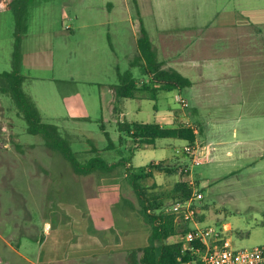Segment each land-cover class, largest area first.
Returning a JSON list of instances; mask_svg holds the SVG:
<instances>
[{
    "label": "rangeland",
    "instance_id": "obj_1",
    "mask_svg": "<svg viewBox=\"0 0 264 264\" xmlns=\"http://www.w3.org/2000/svg\"><path fill=\"white\" fill-rule=\"evenodd\" d=\"M191 1L196 7L208 6L205 0ZM222 1L218 0L216 5L220 6ZM179 2L14 0L10 3V0H0V73L12 70L17 40L20 53L17 62L25 77L22 87L35 102L42 120L58 126L61 137L68 141L81 161L95 156V152L89 153L95 146L100 150L98 156L106 162L120 163L111 171L99 169L87 175L75 174L60 151L47 147L42 135L27 131L28 123L14 100L0 91V264L9 259L16 264H43L51 245L54 256H67L63 233L70 228L71 216L74 217L72 221H77L78 217L82 220L80 215L85 210L106 214L113 210L117 218V230L112 235L114 238L116 234L117 245L99 250L100 264L141 263L142 248L148 244L151 228L139 212L140 203L126 177V166L130 163L131 167L139 168L172 156L174 147L166 143L184 141L160 138L154 145L134 149L129 140L130 151L125 141L120 142L121 133L112 115L110 86L119 83L120 73L131 71L134 77L143 75L137 52L141 24L148 30L153 44L159 46L162 37L156 27H173L185 16L173 10L174 4L179 5ZM168 33L170 38L177 34L176 31ZM253 51L239 53L244 65L241 70L246 73L258 71L255 63L258 57ZM245 82V95L264 101V75L246 77ZM139 84L141 90L137 94L140 98L117 100V108L124 111L127 120L161 122L171 114L168 106L180 107L173 98V90L163 92L167 99L159 96L154 100V93L143 89V82ZM176 109L174 113L179 118L176 117L178 120L171 126L192 124L199 129V124L190 118L188 106ZM225 112L228 118L220 134L232 139L231 129L235 125L238 137H234V142L237 138L243 139L239 145L249 152L242 161L244 166L233 167L234 174L228 178L229 182L239 178L241 184L208 185L214 177L224 176L223 172L211 173L212 163L192 161L185 149L188 144L179 147L182 155H186L184 159L166 164L178 171L185 172L189 168L198 179L195 184L192 178V186L203 193L200 214L204 212V220L198 221L200 224L229 223L233 246L252 247L264 243V110ZM104 130L115 145L111 149H106L109 140ZM239 152L240 149L236 150L235 156ZM216 171L218 169L213 172ZM180 178V173L168 175L156 171L142 184L167 190ZM47 223L52 227L50 242L46 240ZM85 223L87 225V221ZM87 226L100 238L102 232H98L89 218ZM35 237H39L40 242L37 243ZM178 240L179 236L174 235L167 241ZM70 254L74 256L77 252Z\"/></svg>",
    "mask_w": 264,
    "mask_h": 264
},
{
    "label": "crops",
    "instance_id": "obj_2",
    "mask_svg": "<svg viewBox=\"0 0 264 264\" xmlns=\"http://www.w3.org/2000/svg\"><path fill=\"white\" fill-rule=\"evenodd\" d=\"M12 1L10 0V3ZM179 1V5L174 4L173 10L177 14H184L185 16L181 17L173 27L165 25L156 27L162 37L159 46L153 44L157 51L158 60L163 63V66L175 69L191 81L189 86L174 89L173 98L177 100L178 96L183 97L188 103L191 120L193 123L199 124V129L196 130V145L193 146L197 148L195 158L201 160L198 164L212 163L214 169L212 172L210 171L211 173L223 172L222 175L224 176L214 177V180L208 185L241 184L239 178L236 182H229L228 178L234 174L233 167L244 166L242 161L248 157L249 152L239 145L242 144L243 139L237 138L234 142V137H238V129L235 125L231 129L232 139L220 134V131L224 129L223 123L228 118V113L225 111L264 110V105H261L264 104L263 100L259 98L253 100L250 95L246 96L244 93V89L247 87L246 77H262L264 75V0H221L222 4L220 6L216 5L218 0H205L208 1L207 7H196L195 2L191 0ZM9 7L10 5L7 8ZM208 15L211 16L207 17ZM212 15H215V17L213 18ZM169 31H176L177 34L170 38ZM149 37H151L150 34ZM240 46H242V49ZM246 50H254L255 57H258L255 60L258 71L246 73V71L241 70L244 65L239 53H245ZM161 53H163L162 57ZM141 63L142 61L139 60V65ZM135 78L138 86H140L139 82L149 80V77L145 75ZM252 83L255 85L256 82L253 81ZM150 86L153 88L157 84H151ZM110 91L113 95L111 101V103L113 102L112 115L117 122L119 112V118L121 116L125 118L126 116L124 111L117 108L118 98L115 86L111 85ZM164 91L158 90L157 98L154 100H158L159 96L167 99V96L163 94ZM135 98H140V95L136 93ZM181 107L184 106L181 104L180 107L178 105L173 106V108L168 106L167 110L171 111V114L163 118L166 121L156 122L162 126H171L179 118L174 113L177 112L176 108ZM156 111H158L157 108ZM222 111L224 112L222 113ZM190 126L193 127L192 124ZM262 126L264 127V124ZM214 131L219 134L211 136L210 133ZM125 143L127 148L131 150V142L125 140ZM166 144L173 145L174 153L172 156L161 160L178 161L186 157V155H182L183 152L179 148L182 145L185 146L186 141L181 144H171L170 141ZM143 146L146 145L141 147ZM239 149L240 152L235 156V151ZM188 155L194 161L190 152ZM263 162L264 160H262ZM215 169H218V171L213 172ZM192 178H195V184H197L198 179L190 170L188 180L194 185ZM77 212H73L72 215ZM80 217L82 220L78 217L77 221H72L74 217L71 216L70 228L63 233L62 242L67 248V256L62 258L54 256L52 254L54 247L51 245V248L49 247L50 253L46 256L43 264H100L98 261L99 250H106L113 244L117 245L116 234L114 238L112 237L117 230V218L113 210L108 211L107 214L104 211L85 210ZM88 218L91 219L92 225L95 224L98 232H102L100 238L96 237V233L88 228ZM47 224L48 238L45 239L50 242L49 236H51L52 227L49 223ZM221 224L230 227L228 233L231 231L229 223ZM221 224L217 226L221 227ZM35 239L37 243L40 242L39 237H35ZM71 252H77V255L73 256L70 254ZM1 263L16 264L11 259L6 262L3 260Z\"/></svg>",
    "mask_w": 264,
    "mask_h": 264
},
{
    "label": "trees",
    "instance_id": "obj_3",
    "mask_svg": "<svg viewBox=\"0 0 264 264\" xmlns=\"http://www.w3.org/2000/svg\"><path fill=\"white\" fill-rule=\"evenodd\" d=\"M140 31L141 35L137 39V47L142 61L141 69L143 75L149 77L148 81H143L142 88L151 90L155 99L158 90L171 91L189 86L191 81L187 77L173 68L163 66V63L158 60L156 48L143 24H141ZM14 46V64L12 70L0 73V91L8 94L14 100L19 112L28 123L27 131L42 135L47 147L60 151L64 158L70 162L75 174L87 175L99 169L103 171L113 170L120 163L106 162L100 155L98 156L100 150L95 146L89 151L90 154L95 152V156L91 155L86 160L81 161L76 153L72 151L68 141L61 137L58 126L42 120L39 110L22 87L25 77L20 73L17 62L20 57L17 40ZM151 84H157V86L152 88ZM115 89L117 98L120 100L135 98L137 91L141 90V86L137 85V79L132 72L126 71L124 74H119V83L115 85ZM118 115H120V112ZM117 125L121 133L120 142L131 140L134 149L140 148L142 145H154L156 140L160 138L181 139L193 148L197 138L196 130H198V127L195 128L181 123L174 126H162L158 122L129 121L126 117L123 119L118 117ZM104 133L109 140L106 149L113 148L115 146L113 141L105 130ZM169 161L151 162L139 168L126 166V177L136 192L140 203L139 212L151 228L148 244L142 248L143 256L140 264H180L178 257L180 256L182 243L177 241L168 242L167 240L171 236L189 229L190 225L184 222L177 224L175 215L165 213L164 208L172 203L189 198L193 192V186L188 180L189 168L185 172L183 170L178 171L166 164ZM122 163L126 164V162ZM156 171L168 175L180 173L181 178L175 182L172 188L167 190H157V185H143L142 181L153 177ZM184 176L186 177L184 178ZM168 200H171L172 203L168 204ZM203 214H197L196 220L203 222Z\"/></svg>",
    "mask_w": 264,
    "mask_h": 264
},
{
    "label": "built area",
    "instance_id": "obj_4",
    "mask_svg": "<svg viewBox=\"0 0 264 264\" xmlns=\"http://www.w3.org/2000/svg\"><path fill=\"white\" fill-rule=\"evenodd\" d=\"M177 102L188 106L181 96L177 97ZM185 149L193 155L195 163L201 162L195 158L197 148L186 146ZM202 199L203 193L193 188L189 198L164 208L165 213L175 215L177 224L184 222L190 225L189 229L178 234L177 242L182 243L178 257L180 264H264V243L236 248L228 233L229 226L203 225L196 220V215L201 212Z\"/></svg>",
    "mask_w": 264,
    "mask_h": 264
}]
</instances>
